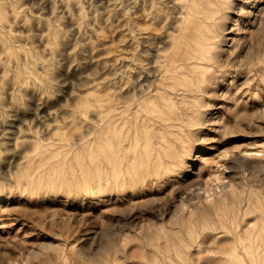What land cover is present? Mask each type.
I'll list each match as a JSON object with an SVG mask.
<instances>
[{"label":"rangeland","instance_id":"rangeland-1","mask_svg":"<svg viewBox=\"0 0 264 264\" xmlns=\"http://www.w3.org/2000/svg\"><path fill=\"white\" fill-rule=\"evenodd\" d=\"M244 1L236 2L221 51L236 58L234 72L217 81L215 94L183 100L215 105L203 110L207 127L197 133L204 139L218 130L211 138L219 143L212 152V143L205 150L204 143L183 144L194 158L179 178L200 184L202 204L180 207L177 181L152 188V174L141 172L155 167L154 137L174 145L189 133L158 129L151 119L166 71L179 66L186 41L195 45L185 29L204 32L186 19V0H0V264H251L237 259L227 233L239 224L245 240L259 234L264 243V0L251 18L238 13ZM210 48L198 54L210 58ZM176 104L162 112L180 113ZM195 119L189 115L188 124ZM105 129L130 146H121L128 164L117 180L111 174L108 193ZM237 155L255 169L231 193L222 189V165ZM135 180L150 186L136 190ZM248 201L247 215L233 218L232 207ZM254 260L264 264V252Z\"/></svg>","mask_w":264,"mask_h":264},{"label":"bare ground","instance_id":"bare-ground-1","mask_svg":"<svg viewBox=\"0 0 264 264\" xmlns=\"http://www.w3.org/2000/svg\"><path fill=\"white\" fill-rule=\"evenodd\" d=\"M237 1L239 0H186L185 4L183 5L186 19L187 20H189L190 18L196 19V22L195 21L192 22L193 25L199 26L201 24L204 32H201L199 30L189 31V28L185 29L188 31L186 38L192 36V40L194 41L195 45H193L190 41H186L185 51L179 56V60H180L179 66L174 68V70L170 69L166 71L165 77L169 79L168 80L169 83L164 82L160 84L161 86H159L156 90V93L158 94V99L160 100L161 104L159 105V111L157 112V114L156 113L152 114L151 119L156 121V124L159 126L158 129L164 130L167 127L178 126L180 128H185L189 133L188 134L186 133V137L184 140L179 136L178 139L174 140L175 143L174 145L172 143H169L163 137H154L155 145L154 147H152L151 151L156 153L155 157L152 159L153 165L155 167L152 173H149L147 170H144L141 172V175H145L146 173L149 175L152 174L151 176L153 177V181L150 183L154 185L152 186V188H157L161 186L163 187L164 182L169 180L177 181V183L175 184L177 185V187H172V192H174V194L177 195V197L180 199V205H179L180 207H186L187 206L186 204L188 202L198 201L197 203L198 205L201 206L202 204V202L200 201L201 196L199 194L200 184L197 182H193L191 180L184 181L181 180V178H179L183 173L187 174L190 171L189 164L190 162H192L194 158L193 151H184L185 149L182 148L183 144L185 142L187 143L193 142L196 144L204 143L203 148L205 150L207 148L206 147L207 144L212 143L210 145L211 147L208 149L209 152H212L215 150L214 146H216L219 143V139L211 138L212 136L213 137L219 136L218 130H214V131L208 130V134L203 136L204 139L198 136L197 133V131H200L202 128L207 127L206 126L207 119L206 118L204 119L202 117L204 116L203 110L211 107H215V105H212L211 103L210 104L206 103L205 105L203 104L202 107L197 105L187 106V104L183 103V100H185L186 98H191V100L193 101L197 99L203 100L207 95L215 94L217 81L219 79H225L228 76H231V74L234 72V69L236 67L235 65L236 58L223 59L221 56V51L224 48L223 47L225 43L224 39L226 38L225 34L228 31L227 24L231 20L232 12L235 11L236 7H238V5H236ZM258 1L259 0H245L244 2L246 3H242L238 13L248 18H251L252 16H254L255 13L252 12L254 6H256L254 4L255 2ZM260 10L261 9L256 8V12H260ZM241 30L243 29L240 28L239 31ZM207 47L208 49L211 47L210 49L213 50L214 53L210 58L198 54L199 49L207 48ZM202 67L205 68V71L201 74L197 73V71ZM239 69H242L241 65L237 66L236 69L237 72ZM178 70H179L178 72L179 74L177 77L175 72ZM208 71L210 72L209 77H208V73H209ZM188 78L191 79L187 81L186 79ZM193 78L196 80L195 83L193 81ZM179 80H183V82ZM160 87H162V89H165L166 94L174 96L173 100H170L169 98L167 99L163 95V93L160 92ZM110 91L112 90L110 89ZM176 101L180 103L181 107H183L180 113L171 115L169 113L166 114L162 112L163 110L162 108L164 107L169 110L178 108ZM112 108L107 106L104 113L105 122L107 121L109 122L110 120L109 112L111 111ZM114 114L116 115V113ZM189 115H194L196 117L195 124L193 125L188 124L187 119ZM210 115L213 116L212 113H210ZM108 133H109L108 129H105L104 137L102 140L103 151H102V160H101V164L105 172L104 181H105L106 193L109 192L108 185L112 181L111 174L114 180H117V170H119L118 168L121 167L123 168L124 165L128 164L127 162L126 163L124 162L122 164L120 161V158L124 155L121 146H123L125 150L130 149L129 145L127 144L123 145V141L122 142L120 141L119 134L116 131L114 132V139L108 137ZM227 135H232V132H226L222 134V137H225ZM113 147H115L114 150L112 149ZM196 158L199 157L196 156ZM132 160L133 158H130L128 162L131 163ZM248 160L244 156L237 155L234 158H229L227 162L222 165L223 168L222 175H224L225 172L228 173V175L226 174L223 177L222 181L226 180L227 182L225 181L226 184L222 186V189L230 187L232 188L231 193H234L237 190L242 189L243 183L241 181L240 182L237 181V178L241 177L242 174H244L247 170L251 169L252 172V170L255 169V165L250 164ZM200 161L203 162V158ZM215 180L221 182V179H219V177L215 178ZM147 183L143 181L139 182V180H135L133 182V186L135 187L136 190H145L148 188V186H150ZM218 187L219 186H217V188ZM203 188H205V186ZM219 188L218 190H220ZM200 192L202 191L200 190ZM103 198H105L103 200L106 202L107 197H103ZM249 203L250 202L248 201L244 205L237 206V208L232 207L230 212L233 218L236 219L238 217L243 219L244 216L247 215L249 210H251L249 209L250 206ZM233 204H235V200H233L232 206ZM203 205L205 206L204 207L205 210L206 204L203 203ZM195 206L197 205H194V208ZM180 211H181L180 209L175 208L174 216L177 217ZM218 229L221 228L218 227L215 230ZM227 230H228L227 233H231L234 237L233 245L231 246V249L237 255V259L243 261L246 260V258H248L251 264H255L254 256L259 254L260 250L261 252H264V243L263 240L261 241V236L259 234L253 235V237L248 242L247 240L244 239L245 237L243 234L244 232L242 229H239V224L236 225V227H234L233 229L231 228Z\"/></svg>","mask_w":264,"mask_h":264}]
</instances>
